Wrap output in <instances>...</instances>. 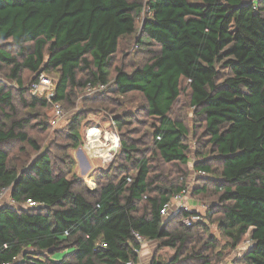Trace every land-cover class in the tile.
I'll list each match as a JSON object with an SVG mask.
<instances>
[{
    "label": "trees",
    "instance_id": "1",
    "mask_svg": "<svg viewBox=\"0 0 264 264\" xmlns=\"http://www.w3.org/2000/svg\"><path fill=\"white\" fill-rule=\"evenodd\" d=\"M147 9L136 47L156 51L128 73L113 69L114 57L121 41L136 34L141 0H0V43L18 51L0 48V75L16 84L26 109L19 117L0 80V191L9 188L19 204H39L0 206V264H138L135 233L175 251L172 260L151 264H181L184 253L187 261L219 264L220 252L208 255L216 241L200 239L205 223L185 227L186 211L166 221L160 216L199 171L208 176L195 180L190 197L214 195L209 210L226 247L249 242L231 264H264V0H148ZM23 72L35 75L28 89ZM41 73L56 75L50 100L30 94ZM98 85L104 92L83 102H108V111L109 95L138 94L150 122L136 131L131 116H112L119 150L106 171H93L90 190L72 174L68 150L81 144L79 127L92 110H78L64 126L68 144L57 166L28 130L46 133L43 111L55 103L76 107L87 86ZM185 90L202 123L201 149H208L207 158L196 150L200 160L191 161V170L190 132L171 117ZM10 145L17 149L7 151ZM211 162L221 166L218 176Z\"/></svg>",
    "mask_w": 264,
    "mask_h": 264
},
{
    "label": "rangeland",
    "instance_id": "2",
    "mask_svg": "<svg viewBox=\"0 0 264 264\" xmlns=\"http://www.w3.org/2000/svg\"><path fill=\"white\" fill-rule=\"evenodd\" d=\"M147 1L148 0H141L143 10L139 17L136 20V34L130 38H126L121 41L117 54L114 57V68H124L126 72H131L132 69L135 67H140L144 63H146L151 58L150 52H155L156 48L147 46H140L136 47L137 36L139 29L141 27L142 21L149 16V11L147 9ZM0 48H4L6 51L10 52L12 55H17L18 51L16 48L10 44V42L0 43ZM113 69L110 71V78L114 77ZM220 72H223L220 70ZM222 73L221 76H223ZM45 75L51 79L54 83L56 82V75L54 73H45ZM35 77V75L30 74L28 72H23L22 74V81L23 87L27 88L30 85L31 80ZM1 82L8 88L13 94V102L16 108V111L19 113V117H23L24 113L26 112L22 105H21V98L19 95V90L15 83L7 80L5 74L0 75ZM186 85L183 83V88ZM83 93V92H82ZM81 93V94H82ZM80 94V95H81ZM189 90H185L182 92L178 102L173 107L171 112V117L173 119L181 120L185 123L186 127L190 132V136L188 139V143L190 144V153H189V160L190 164L188 165V169H192V162L191 161H198L196 157V150L200 148L199 151H202L204 156L208 157V149L202 148V145L205 141L203 138L202 129H200L202 123L199 122L200 119L195 117L192 112V108L189 105ZM109 98L114 100V104H110L108 111L104 108L108 106V102H93L94 100H86L82 101L83 99H78L76 107H71L69 105H61L62 112L64 118L56 125L55 127H51L49 124L52 118V105L50 108L43 111L46 117V125L48 126V130L46 133H42L39 131L38 127H34L33 129H29V135L34 138L39 145H41L44 149H49L51 151V156L53 158V162L55 166L58 165V158H60L62 154V149L65 148L68 144L65 138L66 132H64V126L69 121V119L80 109H89L92 110L93 113L89 114L87 118L82 121L79 127V135L81 137V144L76 149H69L68 154L72 157L74 161L73 171L74 174L78 179L84 182L86 188L93 190L96 187V183L90 178L94 173L93 171L96 169L107 170L108 166H103L99 160H92L90 161L92 166L90 169L86 168L83 164L82 160L79 157V154L76 152L80 146H84L86 143V134L91 129H100L104 130L105 128L109 130V124H111L110 120L112 119L113 115H123V116H131V120L133 121V129L136 131L144 130L143 125L150 122L147 119L146 115L141 112L142 108L144 107V101L138 94H130L126 97H118L115 95H109ZM110 103V102H109ZM94 110V111H93ZM105 110V111H104ZM195 134V135H194ZM194 135V136H193ZM200 138L201 143L199 147H196L195 143H198V139ZM202 138V139H201ZM17 146L10 145L6 146V150H15ZM28 149V148H27ZM30 155L33 156V153L28 149ZM83 155V154H82ZM84 156V155H83ZM211 168L215 172L212 174L213 176H218L221 166L216 163H210ZM169 170V168H168ZM72 174L68 175L67 178L70 179ZM208 176V175H207ZM175 181V175L171 177ZM90 182V183H89ZM176 183V181L174 182ZM7 196V195H6ZM5 202V201H4ZM215 197L212 194H207L205 196H198V197H190L188 200L189 209L193 212H198L201 216V221L205 223L208 229L207 234H201L200 239L206 241L208 240L209 236L212 237L217 244V248L208 253L211 257H214L217 253L220 252V263L219 264H231L233 260H235L240 253L245 248V243L238 247L236 250H231L226 247L227 243L226 240L220 235L217 226V218L214 217V211L211 212L209 209L211 205H214ZM214 207V206H213ZM176 217V216H175ZM208 217H213L214 219H209ZM166 221V220H165ZM178 220L176 219L172 224L169 226L171 230H173L177 226ZM201 245V242H200ZM141 253L139 254V262L138 264H151L152 259H155L161 263H166L173 259L175 251L168 248H159L158 243L147 241L142 246ZM146 247V248H145ZM148 248V249H147ZM62 253H58L57 256L59 257ZM142 260H141V259ZM188 255L184 253L182 256L183 262L181 264H197L195 261H187Z\"/></svg>",
    "mask_w": 264,
    "mask_h": 264
},
{
    "label": "built area",
    "instance_id": "3",
    "mask_svg": "<svg viewBox=\"0 0 264 264\" xmlns=\"http://www.w3.org/2000/svg\"><path fill=\"white\" fill-rule=\"evenodd\" d=\"M256 1V0H255ZM258 1V0H257ZM255 8V7H254ZM106 86H87L79 99L94 98L104 92ZM55 90V83L49 79L44 73L37 76L35 82L30 86V94L34 97L45 98L50 100ZM64 118L61 105L58 103L52 104V118L49 122L51 127H55ZM120 142L117 133L110 128L104 129H91L86 134V143L77 149V153L83 154L87 161L86 168L90 169L92 166L90 161L99 160L103 166H108L116 154L115 151L119 150ZM204 172H196L190 174L186 180V188L179 193L174 194L168 202H166L161 210L160 216L162 219L168 220L175 216H179L182 212H189L190 216L181 219V223L185 227H191L193 224L201 221V216L198 212H193L189 209L188 200L190 198L191 189L197 178L206 177ZM9 188H4L0 191V206L7 205L13 208L31 209L39 207V204L31 200H26L24 203L19 204L8 196ZM7 195V196H6ZM5 201V202H4ZM136 241L142 246L145 244L144 239L138 234H134ZM249 244V242H245ZM102 248L106 245L102 244ZM136 251V250H135ZM140 254V250L137 251ZM127 264H134L129 262Z\"/></svg>",
    "mask_w": 264,
    "mask_h": 264
},
{
    "label": "crops",
    "instance_id": "4",
    "mask_svg": "<svg viewBox=\"0 0 264 264\" xmlns=\"http://www.w3.org/2000/svg\"><path fill=\"white\" fill-rule=\"evenodd\" d=\"M79 157H80V159L82 160V162H83V164L85 165V167L87 166V161H86V158L82 155V154H80L79 155ZM189 205V204H188ZM143 248V247H142ZM142 248H141V250H140V253H141V251H143L142 250ZM146 248V247H145ZM148 249V248H147ZM141 259V258H140ZM142 260V259H141Z\"/></svg>",
    "mask_w": 264,
    "mask_h": 264
},
{
    "label": "water",
    "instance_id": "5",
    "mask_svg": "<svg viewBox=\"0 0 264 264\" xmlns=\"http://www.w3.org/2000/svg\"><path fill=\"white\" fill-rule=\"evenodd\" d=\"M115 153H118V150H117V151H115Z\"/></svg>",
    "mask_w": 264,
    "mask_h": 264
}]
</instances>
